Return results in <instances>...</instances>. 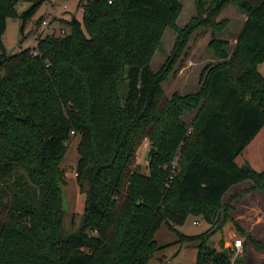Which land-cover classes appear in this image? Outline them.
Returning a JSON list of instances; mask_svg holds the SVG:
<instances>
[{
  "label": "trees",
  "instance_id": "1",
  "mask_svg": "<svg viewBox=\"0 0 264 264\" xmlns=\"http://www.w3.org/2000/svg\"><path fill=\"white\" fill-rule=\"evenodd\" d=\"M45 1L19 16V0H0V42L8 18H21L23 32ZM193 2L195 16L178 29L180 0H80L82 21L60 20L69 32L38 37L34 48L13 56L0 51V264H149L168 247L155 240L163 225L176 244L196 243V264L237 262L223 241L211 247L214 232L181 234L176 228L188 216L216 233L232 223L264 250L231 216L243 193L264 196V170L235 164L264 125V0L254 7L245 0ZM229 5L246 16L232 51L212 38L207 48L221 63L203 69L197 92L166 99L161 84L191 36L204 26L223 32L227 20H215ZM167 27L177 34L174 47L153 72ZM195 109L187 136L182 117ZM77 136L84 213L79 230L66 234L60 164ZM144 140L157 150L147 175L136 162ZM176 154L171 175L162 166ZM246 182L244 192L223 200Z\"/></svg>",
  "mask_w": 264,
  "mask_h": 264
},
{
  "label": "rangeland",
  "instance_id": "2",
  "mask_svg": "<svg viewBox=\"0 0 264 264\" xmlns=\"http://www.w3.org/2000/svg\"><path fill=\"white\" fill-rule=\"evenodd\" d=\"M79 1L80 0H71L69 4H66L65 8H62L55 3H51L50 0H46L36 8L33 16L25 21L23 32H21L23 25L21 18H8L6 22V30L0 42V51L3 49L7 55L13 56L25 49L34 48L38 37L44 38L52 33L58 36L61 34L62 29L69 32L68 27L61 24L60 20L76 18L77 21L81 22L82 8L79 6ZM205 1L208 5L213 0ZM245 1L253 7L259 3V0ZM180 2L182 4V11L177 21H175V26H177L178 29H183L189 20L195 16L196 10L193 0H180ZM36 3L37 0H19L18 5L16 6L18 15L22 16L24 13H27ZM53 13L56 15L50 20L48 26H42L41 23L49 20ZM241 14L243 13L236 6L229 5L215 20V22L227 20V27L223 32L212 31L210 27L204 26L203 29L197 31L191 36L190 41L184 50L186 55H181L177 61H175V65L168 73L166 80L161 84L163 96L166 99L170 100L173 95L184 96L186 94L195 93L199 90L201 85L200 75L203 69L221 63V61L213 55V52L207 48L209 41L214 38L231 42L226 48L229 54L233 48L232 41L241 30ZM176 37L177 34L172 28H165L159 40L160 46L156 50L150 63V68L153 72L159 71L166 59L170 56ZM258 72L260 75L264 76V62L258 66ZM126 95L127 82L125 81L119 87V96L122 103L124 102ZM195 114L196 109L191 113L184 114L182 117V120L187 124V136L190 134L191 121ZM256 137L258 139H253L256 141H253L254 143L250 142L247 147L250 148L252 146L253 149L251 150L254 151L251 153L248 151L251 154L250 156L245 153L246 157H244V159L246 162L243 161V158L242 162L244 165H248L256 171H261V166L255 168L256 164L253 162V159L260 154H264V125ZM78 141L79 136L72 137L68 146V151L60 164V168L65 175L64 182L61 184V199L62 210L64 213L63 229L66 234H74L79 230L84 213L85 196L81 193L80 188L76 183L75 173L78 161ZM149 148V141L144 140L138 151L136 160L140 172L145 175L148 174V165L145 162V158ZM260 151L262 152L260 153ZM176 157L179 161L178 154L175 155L173 160L176 159ZM173 160L162 166L164 167V170L170 171L169 165ZM239 161H241V159ZM175 174H177V171ZM244 188L245 187H240V189H236L234 193L241 194ZM243 194L238 198L242 197ZM259 194L262 196V199L258 197L247 201L251 204L250 214L244 213L243 205L240 206L239 204H237L236 208L231 211V214L244 213V216L248 214L245 221L247 222L246 224L250 225L252 230L250 231L251 233L245 232V235H250L254 240L260 242L264 246V196L260 192ZM194 221H199V223L195 225ZM234 221L237 223L235 219ZM228 225L229 228L227 230L224 229L223 231L222 229L216 233L215 229L206 224L201 218L188 216L185 219L184 224L176 229L186 236L199 235L206 232L208 229L210 233H215L209 239L211 247L218 250L220 242L223 241L224 248L233 251L231 260L232 262L233 260L235 262L237 261L233 264H264V250L259 248L256 249L250 242L245 240V237L236 233L232 223H228ZM233 232L238 234V236L235 234L232 235L231 233ZM155 240L159 246L168 247L159 251L153 258H151L149 264H196V243L184 246L176 244V235L169 231L164 225L155 234ZM236 240L241 243L239 249H235L234 247Z\"/></svg>",
  "mask_w": 264,
  "mask_h": 264
},
{
  "label": "crops",
  "instance_id": "3",
  "mask_svg": "<svg viewBox=\"0 0 264 264\" xmlns=\"http://www.w3.org/2000/svg\"><path fill=\"white\" fill-rule=\"evenodd\" d=\"M71 1V0H70ZM70 1H67L66 3H68L69 4V2ZM261 0H259L258 2H260ZM245 20H246V16L244 15V14H241V21H242V25H241V29H242V27H243V24H244V22H245ZM229 44L231 43V42H228ZM234 44H235V39L232 41V45L234 46ZM256 137V136H255ZM258 137V136H257ZM254 138V139H258V138ZM255 142L256 140H252L251 142ZM253 142V143H254ZM248 147V146H247ZM245 148L244 149V151H243V153L241 154V155H239L236 159H235V164L238 166V167H241V166H243L244 164H243V162H242V158H243V161L244 162H246L245 161V159H244V157H246L245 156V153L248 155V156H250L251 154V152H253L254 150H251V149H253L252 148V146L250 147V148ZM262 147V146H261ZM260 147V148H261ZM248 151H250V153L248 152ZM262 151H260V153H261ZM241 159V161H239ZM253 162L256 164V166H255V168H257L258 166L260 167L261 166V168H262V170L261 171H263L264 170V154H260V155H258V157H256V158H254L253 159ZM258 170V169H257ZM258 171H260V170H258ZM247 184V185H246ZM249 183H242V184H239V185H236V186H233L227 193H226V195H225V197L223 198V200L225 201L226 199H228L230 196H232V195H234V194H236V192L234 193V191L236 190V189H240V187H245L244 188V190H242V192H244L248 187H249ZM258 197H260L261 199H262V196L259 194V192H257V191H254V192H250V193H244L243 194V196L242 197H240V198H237V199H235L234 200V202L232 203V206H233V209H235L236 208V205L237 204H239L240 206L241 205H243V211H244V213H248V214H250L251 213V204L249 203V202H247L248 200H251V199H255V198H258ZM247 202V203H246ZM244 213H240V214H231V216H232V218L233 219H235L236 221H237V224L239 225V227H240V229L245 233H251L250 231L252 230L251 229V227H250V225H248V224H246L247 222L245 221V219H246V216H248V214L247 215H245L244 216ZM195 223H199V221H194V224ZM197 224H195V225H197ZM229 225L227 224V225H225V227H223V231H224V229H228L229 227H228ZM208 230V229H207ZM236 232V231H235ZM237 233V232H236ZM236 233H231L232 235H236V236H238V234H236Z\"/></svg>",
  "mask_w": 264,
  "mask_h": 264
},
{
  "label": "built area",
  "instance_id": "4",
  "mask_svg": "<svg viewBox=\"0 0 264 264\" xmlns=\"http://www.w3.org/2000/svg\"><path fill=\"white\" fill-rule=\"evenodd\" d=\"M50 2L51 3H55V4H57L58 6H61L62 8H65L66 7V2L67 1H64V2H60V1H57V0H50ZM55 13H53L51 16H50V18H49V20H47V21H43L42 23H41V25L42 26H44V27H47L48 26V24L50 23V20L53 18V17H55ZM62 34H65V31L64 30H61V34L60 35H62ZM177 167H178V158L176 157V159H174L171 163H170V165H169V169H170V173H171V175L172 174H175V172H176V170H177ZM171 178V177H170ZM195 224H197V223H195ZM241 246V243H240V241H235V245H234V247H235V249H239V247Z\"/></svg>",
  "mask_w": 264,
  "mask_h": 264
},
{
  "label": "water",
  "instance_id": "5",
  "mask_svg": "<svg viewBox=\"0 0 264 264\" xmlns=\"http://www.w3.org/2000/svg\"><path fill=\"white\" fill-rule=\"evenodd\" d=\"M157 150L154 147H150L145 158L147 165L151 162L153 156L156 154Z\"/></svg>",
  "mask_w": 264,
  "mask_h": 264
}]
</instances>
